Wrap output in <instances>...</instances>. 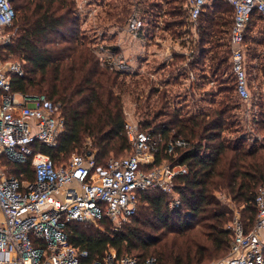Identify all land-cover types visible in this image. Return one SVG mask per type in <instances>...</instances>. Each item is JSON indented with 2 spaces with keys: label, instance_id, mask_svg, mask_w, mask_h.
I'll return each mask as SVG.
<instances>
[{
  "label": "trees",
  "instance_id": "16d2710c",
  "mask_svg": "<svg viewBox=\"0 0 264 264\" xmlns=\"http://www.w3.org/2000/svg\"><path fill=\"white\" fill-rule=\"evenodd\" d=\"M161 3L151 4L148 12H144L153 26L161 16ZM172 3L174 18L166 24L183 26L185 0H172ZM221 5L227 9H218ZM13 7L16 18L9 27L18 38L9 48L16 54L24 53L27 66L24 76H14L12 90L25 94L36 88L47 92L49 98L60 105L66 118V129L60 135L58 145L48 147L36 143L35 150L47 153L60 165L71 157L73 151L87 148L85 143L89 141L91 149L87 148L84 153H94L99 163L106 162L112 150L131 148L125 129L122 93L116 90L122 88L120 78L124 74L101 65L92 40L81 34V21L75 14L78 12L76 1L13 0ZM124 10L127 11L126 8ZM109 15L111 18L118 15L119 21L126 19L112 11ZM258 21H264V17L255 10L246 31L245 43ZM232 23L233 8L224 1L213 2L198 20L201 61L209 50L207 46L211 45V71H221L218 81H221L223 72L231 68V44L229 39L228 43L222 39L227 31L230 34ZM174 34L178 35L177 29ZM223 82L219 88L225 91V96L219 99V104L210 110L200 109L191 114L174 108L172 115H168L162 108H165L166 101L151 108L149 96L143 127L163 131L165 135L157 162L161 156L170 157L164 153L168 138L172 136L186 138L195 145L194 150L178 157V162L189 166L188 174H179L175 178V189L181 196L182 206L171 209L168 193L151 188L142 192L136 214L128 222L130 224L121 228L113 229L106 217L97 220L107 226L105 232L93 227L84 228L81 223L85 221L69 222L66 227L69 242L89 251V255L82 258V264L104 259L111 247L119 256H138L141 263L151 256L157 258L156 264H199L219 254L226 256L231 250L235 231L229 225V207L217 198V190H228L234 201L244 205L245 212L250 213L245 217L246 227H254L257 220L254 200L258 188L264 185V140L246 145V137L231 140L224 136L230 127L226 118L230 99L235 97V105L243 102L236 97L234 78L228 83L225 77ZM155 90L162 93L156 87ZM165 94L166 90L163 91L166 99ZM261 116L260 124L264 128V107ZM5 161L11 160L2 155L0 165ZM14 164L16 172H8L9 175L18 176L21 180L35 178L32 157L25 163ZM185 208L189 215L182 212ZM195 219L201 228L191 232L189 224ZM134 251L138 253L134 254Z\"/></svg>",
  "mask_w": 264,
  "mask_h": 264
},
{
  "label": "built area",
  "instance_id": "2783aa9c",
  "mask_svg": "<svg viewBox=\"0 0 264 264\" xmlns=\"http://www.w3.org/2000/svg\"><path fill=\"white\" fill-rule=\"evenodd\" d=\"M215 1H224L233 8L230 72L236 83V97L243 102L247 114L259 120L257 110L253 109L258 99H254L251 89L245 36L253 12L257 10L264 17V0H185V22L183 26L176 25L179 34L176 38L182 45L193 42L194 46L181 53L194 55L199 17ZM15 18L13 0H0V30L11 26ZM159 20L158 28H152L153 23L137 8L127 21L125 41L150 40V32L162 30L163 22ZM180 28L184 31L179 32ZM102 36H106L104 31L97 35L94 44L101 65L126 75L134 73L131 61L135 57L129 56L121 45L109 47ZM257 58L252 63L253 69L259 65ZM25 73L22 62L0 60V157L6 155L22 163L32 157L35 170L33 180H21L0 167V264H82L89 251L69 242L67 224L104 217L115 223L126 222L136 214L143 191L156 188L173 194L176 176L189 173V166L178 162V157L194 150L195 145L186 138L172 136L164 154L177 160L161 156L157 162L164 132L144 128L141 120L127 121L131 154L99 163L89 152L72 153L68 161L57 165L50 155L36 151L34 144L56 147L66 129V119L60 114L59 105L49 97L12 90L14 76L22 77ZM190 77L196 81L193 72ZM214 84L213 80L211 85ZM254 203L257 207L254 227L247 229L241 219L235 218L231 224L235 234L230 252L208 264H264V185L258 188ZM173 205L180 208L182 199L176 196ZM156 262V257H149L141 263L136 255L119 256L111 249L104 259L93 264Z\"/></svg>",
  "mask_w": 264,
  "mask_h": 264
},
{
  "label": "rangeland",
  "instance_id": "374dc122",
  "mask_svg": "<svg viewBox=\"0 0 264 264\" xmlns=\"http://www.w3.org/2000/svg\"><path fill=\"white\" fill-rule=\"evenodd\" d=\"M20 1L23 2L27 0H20ZM75 1L77 6L79 4L81 5L80 7L81 12L75 11V14L79 17L81 21V23L79 24L81 29V34L85 35L88 40H92L94 48H95L94 44L97 43V35L98 34L102 35V32L104 31V34L106 36H102L103 37L102 40L104 41V43H107L108 45L110 44L109 47L112 48V47H117L119 45L123 46L127 50L128 55L131 56L132 58L135 57L136 61L142 60V56H143L142 61H144L147 58L149 69L146 71L145 69H142L141 71L140 68V71H138V62L135 65L133 61H131L136 71L134 73H129L128 75L124 74L120 78L122 88L119 87V89H116L118 93L119 92L122 93L121 98H122V105H123V111L126 118V122L127 121L138 122L140 120L144 122L146 120L147 116H144V112L145 109L148 108L146 104L149 101V96H150V102L148 104H150L151 108L156 106V104H162L163 101H166L165 108L162 107L163 104L160 106L163 108V110H165V113H167L170 116L172 115L171 113L174 108L176 109L179 108L180 110L183 111L182 113L184 114H191L192 112L194 113L200 109L201 111L209 110V109L201 108L202 101L205 97L204 93L199 94V92H197L196 90L195 91L196 94H192L191 96H189L188 91L193 92L191 89L187 91V88L190 87L189 80L191 79V83L194 81L191 77H189L190 79L187 77L185 78L186 85L184 84L182 89L181 88L178 89V86H175L177 83L172 85L171 84L169 85V83H167L169 78L172 79V77H174L175 73L177 72L176 68L174 69L176 63L173 64L171 60L172 52L173 51L180 53L186 52L189 51L190 48L194 46L193 42L192 43L189 42L188 44H184V46L180 44V48H179L178 44L176 43L178 40L175 37L176 34H174L173 26H168L166 24L167 21H172V19L174 18L173 16L174 13L172 14V8L174 6V3H172V0L171 1L170 0H75ZM161 1L163 3H161L162 10L160 11L161 18H159L160 19L159 22H163L162 27L165 28H162V30H153L152 33L150 32L148 35L150 40L148 41L139 38L138 40H134L130 43H127L126 42L127 40L125 41L124 38L128 36L126 24L131 14L137 8H140V12L142 16H144V12L145 11L148 12L151 4ZM125 8L127 9L126 12L124 10ZM217 8L227 9V7L223 5ZM111 11L123 17H126V19L119 21L118 15L111 18L109 15ZM19 14H21V12ZM148 21L151 23V20L149 18ZM263 24L264 21H258L257 26L251 29V31L249 32L250 36L247 42L245 43L246 52H247V64H249L248 71L251 79V89L254 94V99L255 98L258 99L257 101L258 105H256V107L253 108L255 111L257 110L256 115L259 118L258 123L256 122L254 116H250L247 114V110L245 109L244 104L239 103L238 105H235V100H236L235 97L233 99H230L231 100L230 110L226 114L227 122L230 127L228 130L227 129L225 130L224 136H227L231 140H234L240 136H243L242 138L246 137L244 138L246 145H250L256 141L262 143L264 140V128L260 124L262 120L261 115L264 107L261 106L264 104V70H263L264 69V25ZM179 30H180L179 32L184 31L182 30V28H180ZM114 32L118 33L117 37L113 36ZM196 33L198 34H195L197 36L195 38H199V41H196L195 43L196 57H198L199 56L198 53H200L198 44L201 39L199 25ZM17 38H18L17 33L15 31L14 32L11 31V27L9 26L4 27L2 30H0V60H3L4 62L18 60L24 64V68H25V65L27 64V60L25 59V54L24 53L16 54L13 51H11L9 48V46L15 44ZM228 39L230 40V34L227 31L222 40L228 43ZM179 42L181 43L182 41L179 40ZM210 47L211 45L207 46L209 50H211ZM226 48L228 49V47ZM209 50L208 52H206L207 54L205 55L206 58H209L208 65H210V57L212 53V51ZM153 54H157L158 56ZM253 54L256 57L258 56L257 61L260 65V66L258 65V67L254 69L252 68L251 62L253 63L256 57H254ZM197 62L201 64H205V61H201V57L197 58ZM163 63L166 65L163 66L162 65ZM199 70L200 69L198 68L197 71ZM193 73L197 78L195 82H198L199 80L195 70L193 71ZM229 76H232L231 72L227 71L226 78H228V83H231L232 77ZM200 81L203 82L202 78H200ZM155 87L161 90L162 93L161 92L159 93L157 90H155ZM193 89L195 90V87ZM152 90H154V92L151 93ZM165 90H166V94H165L166 99L163 96V91ZM29 93L43 94L49 97L47 92L44 91L40 92L36 88H31ZM188 99H190L191 101H189ZM167 100H169L168 101L169 103H167ZM194 100H197L198 102L197 101L195 102ZM187 101L189 104L186 103ZM60 114L65 117L61 107H60ZM165 118H168V116H166ZM91 145H92L91 141H89V143H85V146H87L89 150L91 149ZM87 148L85 149L82 148L81 150L77 149L72 153H84V151ZM132 151H133L132 146L131 148H126V149L117 148L110 152V154L106 157V160L112 157H124L126 155L131 154ZM89 153H91L95 157L94 153L90 151ZM15 162H16L15 160H11L9 162L5 161L4 162L5 164L2 163L0 167L4 168L7 173L9 172V174H15L16 172V165L14 164ZM215 194L217 198H219L223 202L224 205H227L229 207L230 217H231L229 225L232 224L235 218L241 219L243 223L246 225L245 217L247 215L249 216L250 213L248 211L245 212V210L243 209L244 205L234 201L232 199L233 197L226 189L221 191L217 190ZM168 195H169V206L171 209H175L173 205V199L176 196L181 198V196L177 192ZM182 212L186 215L190 214L187 212L186 208L182 209ZM106 218H107V222L110 223L113 229H118L125 226L128 222H130L133 217L128 221L122 223H115L110 218L108 217ZM197 222L198 219L197 220L195 219L192 222H190L189 225L192 228L191 232H196L198 229L201 228L199 222L198 224ZM81 226H83L84 228L93 227L94 229L101 230L103 232H105L107 228L105 224L99 223L97 220L85 221L81 223ZM178 228L179 227L177 226L176 229ZM170 235L171 234H169L168 236ZM111 249L117 251L114 247H111L109 251ZM133 253L136 254L138 252L134 251ZM224 256H225L224 254H219L217 257L213 258L212 260H208L199 264H205V263L208 264V262L210 263L212 261L219 260Z\"/></svg>",
  "mask_w": 264,
  "mask_h": 264
},
{
  "label": "crops",
  "instance_id": "0c3cea01",
  "mask_svg": "<svg viewBox=\"0 0 264 264\" xmlns=\"http://www.w3.org/2000/svg\"><path fill=\"white\" fill-rule=\"evenodd\" d=\"M154 27L156 29L158 28V26H156V25L155 26H152V28H154ZM161 28H165V27H162L161 26ZM176 28H177L176 25L173 26V29L174 30H176ZM196 34H198V33H196ZM113 36H116L117 37V35H113ZM197 39L198 40H196V41H199V38H197ZM143 40H145V39H143ZM176 43L178 44V46L180 48V44H182V43H180L179 40ZM230 47H231V45H230ZM127 54H128V52H127ZM153 55L158 56L157 54H153ZM195 55H196V51H195L194 55L191 56V57L188 56V55H186V54H182L180 52L173 51L172 52V59L171 60H172V63L173 64L176 63L174 69L176 68L177 72L175 73L174 77H172V79L169 78V80L167 81V83H169V85L170 84L172 85V84L177 83L175 86H178V89H180V88L182 89V87L184 86V84L186 85L185 78L186 77L189 78L190 77V74L195 70V72H196V74L198 76V80L199 81L198 82H194L193 81L191 83V79L189 78L190 79L189 80L190 87L187 88V91L189 89H191L193 92H189L188 91V94H189V96H191L192 94H196L195 93L196 90H197V92H199V94L204 93L205 97H204V99L202 101L201 108L209 109L210 110L211 108H213V107H215V106H217L219 104V100H217V99H220L225 94V91H223L219 87L220 86H223V83H224L223 80L226 77L227 71H230V69L225 70L223 72L222 76H221V81L220 80L218 81L217 78L220 77L221 71H217V72L211 71V59H210V65H208L209 58H206V56H204L205 64H201V63L197 62L196 59H194V58H200V54H199L198 57H196ZM142 60H143V56H142ZM142 60L136 61L135 59H133V63L135 65L138 62V71H140V68H141V71H142V69H145V71L149 69V64L147 63V58L144 61H142ZM251 64H252V62H251ZM208 67H209V69H208ZM198 68L200 69L199 71H197ZM200 78H202L203 82L200 81ZM213 80L215 81V84L214 85H211V82ZM194 87H195V90L193 89ZM178 93H180V92H178ZM179 98H181V97H179ZM177 99H178V97H177ZM188 100L191 101L190 99H188ZM194 101L196 102L197 100H194ZM186 103H188V101ZM0 217H1V215H0Z\"/></svg>",
  "mask_w": 264,
  "mask_h": 264
}]
</instances>
